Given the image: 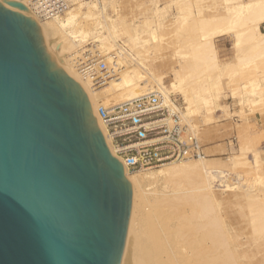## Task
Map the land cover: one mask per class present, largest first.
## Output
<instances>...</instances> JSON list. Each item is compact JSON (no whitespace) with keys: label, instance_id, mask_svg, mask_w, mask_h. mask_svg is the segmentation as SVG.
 Instances as JSON below:
<instances>
[{"label":"bare ground","instance_id":"6f19581e","mask_svg":"<svg viewBox=\"0 0 264 264\" xmlns=\"http://www.w3.org/2000/svg\"><path fill=\"white\" fill-rule=\"evenodd\" d=\"M14 1L38 21L48 50L62 57L86 90L112 152L111 135L97 115L100 105L157 88L169 102L175 94L182 96L188 103L182 114L192 127H197L198 99L204 123L214 119L225 93L240 105L237 152L225 160L205 156L167 162L152 171H125L133 198L120 264H264V157L247 118L264 107V0H224L225 13L211 15L196 9L194 0H172L167 7L155 2L154 16L143 20V30L136 27L138 20L133 28L125 24L115 5V14H107L111 0H69L62 15L46 20L37 15L35 0ZM173 6L174 34L183 50L177 53L181 66L167 86V76L154 73L146 54L152 41L160 44L164 38L165 9ZM226 35L236 48L233 63H222L218 56L216 38ZM87 56L116 60L115 76L102 84L85 78L79 61ZM225 112L232 113L226 107Z\"/></svg>","mask_w":264,"mask_h":264},{"label":"water","instance_id":"95a60500","mask_svg":"<svg viewBox=\"0 0 264 264\" xmlns=\"http://www.w3.org/2000/svg\"><path fill=\"white\" fill-rule=\"evenodd\" d=\"M132 198L86 90L0 0V264H120Z\"/></svg>","mask_w":264,"mask_h":264},{"label":"built area","instance_id":"2783aa9c","mask_svg":"<svg viewBox=\"0 0 264 264\" xmlns=\"http://www.w3.org/2000/svg\"><path fill=\"white\" fill-rule=\"evenodd\" d=\"M69 6V0H35L34 9L42 19H50ZM79 69L85 78L102 84L115 76L117 64L105 56H87L80 59ZM97 115L111 135L112 153L129 173L207 156L197 129L184 119L182 106L174 97L169 102L160 89L108 107L100 105Z\"/></svg>","mask_w":264,"mask_h":264},{"label":"rangeland","instance_id":"374dc122","mask_svg":"<svg viewBox=\"0 0 264 264\" xmlns=\"http://www.w3.org/2000/svg\"><path fill=\"white\" fill-rule=\"evenodd\" d=\"M170 1L172 0H111V2L114 3L108 6L106 12L109 15L115 14V5L119 8L118 14L121 16V18H123L121 20H123V22L125 21V24L129 23V25H131V28H133V26H136L135 23L138 20V25L136 27L140 30H143L146 27V23L144 21L147 19V17L154 16L153 12L156 3L158 2L157 4L163 7L166 6V4L168 5ZM223 2L224 0H194V6L196 7V9L198 7H201L206 15H211L214 13H225V5ZM175 7L176 6L171 7V9H165V25L163 28V30L165 29V32L161 30L163 36H165L161 39L162 42L160 41V44H158L156 41H152L148 46L150 53L146 54L148 57V63H150L149 61L153 60V62L150 63V67H152L151 69L155 71L154 73L157 74V76H167L165 78V83L167 86L172 81L173 77L171 76V74L174 72V69L176 70L181 66L178 64L180 63V59L177 53L178 50H183L181 41L174 34V16L177 12ZM139 19H141V21ZM261 29L264 30V24H261ZM231 37L232 36L230 35H226L216 38V48L220 62L222 63L229 62L230 60H235L236 48L233 44V37ZM230 51H233L234 59L230 56ZM175 95H173V97L177 99L179 105H181L182 108L183 106L185 108L188 103H183L185 102V100H183L181 95ZM233 99L230 97L229 93H225L222 96L219 103V105H221V108L219 107L220 110H218L214 114V119L210 123L203 122V115L201 110L203 109V105L201 102H199L201 101V99L196 100L197 102L195 101L197 106L194 105L195 103L193 104L194 107H196L195 112L197 111V113L194 112L193 114L194 123L197 124V127L195 128L197 129L199 136L203 144L205 145L207 158H218L219 160H225L227 156L234 152H237L236 126L238 125V122H241L240 120H242V118L241 114L237 112L238 108H240V105H238L239 103L234 102L237 99ZM197 107L199 108L198 110ZM225 107L232 113H230L229 115L226 114ZM257 110L258 111L248 113L247 118L248 121L252 124L251 126L253 135L255 136L257 141L259 140V147L261 148L262 155L264 157V107ZM198 111H200V113ZM260 136L261 138H259ZM160 167L161 166L153 167L145 171H152V169L156 170ZM234 209H238V207L235 206Z\"/></svg>","mask_w":264,"mask_h":264},{"label":"crops","instance_id":"0c3cea01","mask_svg":"<svg viewBox=\"0 0 264 264\" xmlns=\"http://www.w3.org/2000/svg\"><path fill=\"white\" fill-rule=\"evenodd\" d=\"M230 56L233 58L234 57V54H233V51H230ZM234 59V58H233ZM237 60V55H236V53H235V60H230L229 62L230 63H233V62H235ZM230 97L233 99V97L230 95ZM234 100V99H233ZM235 103L237 102V100H235L234 101ZM238 103V102H237ZM239 105V104H238Z\"/></svg>","mask_w":264,"mask_h":264}]
</instances>
